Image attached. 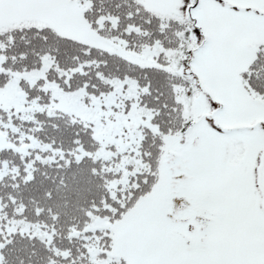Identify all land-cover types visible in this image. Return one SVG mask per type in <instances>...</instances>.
Masks as SVG:
<instances>
[{
  "label": "snow or ice",
  "instance_id": "obj_1",
  "mask_svg": "<svg viewBox=\"0 0 264 264\" xmlns=\"http://www.w3.org/2000/svg\"><path fill=\"white\" fill-rule=\"evenodd\" d=\"M0 264H264V0H0Z\"/></svg>",
  "mask_w": 264,
  "mask_h": 264
}]
</instances>
